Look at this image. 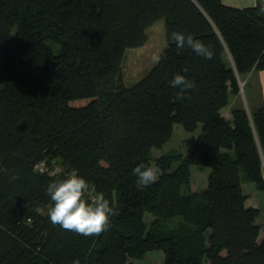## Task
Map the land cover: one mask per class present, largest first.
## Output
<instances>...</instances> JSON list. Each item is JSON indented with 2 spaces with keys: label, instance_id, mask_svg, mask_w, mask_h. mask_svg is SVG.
Wrapping results in <instances>:
<instances>
[{
  "label": "trees",
  "instance_id": "trees-1",
  "mask_svg": "<svg viewBox=\"0 0 264 264\" xmlns=\"http://www.w3.org/2000/svg\"><path fill=\"white\" fill-rule=\"evenodd\" d=\"M161 19L162 58L128 87L125 53ZM174 31L213 58L177 49ZM253 70L264 71L262 2L0 0V264H135L154 251L163 264H264V224L242 187L246 179L264 192V108L252 117L237 108L232 122L221 112ZM176 74L195 82L182 99L169 83ZM175 124L202 132L186 141V157L160 158L158 180L139 187L133 169L151 166ZM53 160L109 200L106 231L83 236L50 222L47 187L67 175L35 167ZM191 166L211 168L208 185L183 195ZM146 213L156 216L150 226Z\"/></svg>",
  "mask_w": 264,
  "mask_h": 264
},
{
  "label": "clouds",
  "instance_id": "clouds-1",
  "mask_svg": "<svg viewBox=\"0 0 264 264\" xmlns=\"http://www.w3.org/2000/svg\"><path fill=\"white\" fill-rule=\"evenodd\" d=\"M171 40L175 42L177 49L185 46L191 48L197 55L205 59H212V49L202 41L194 39L191 34L172 32ZM160 55L153 57L154 62L159 63ZM184 72L188 69L184 68ZM173 88H180L176 94L177 99L185 98L186 90L195 87V82L184 75L176 74L169 82ZM133 175L137 177V185L146 187L158 179V169L138 164L133 169ZM52 206L48 209V217L53 225H59L62 229L72 231L83 236L100 235L110 227V217L114 214L110 202L103 193H98L89 199L90 184L76 171L71 172L66 178L53 181L47 187ZM72 264H80L76 259Z\"/></svg>",
  "mask_w": 264,
  "mask_h": 264
},
{
  "label": "rangeland",
  "instance_id": "rangeland-1",
  "mask_svg": "<svg viewBox=\"0 0 264 264\" xmlns=\"http://www.w3.org/2000/svg\"><path fill=\"white\" fill-rule=\"evenodd\" d=\"M148 40L147 43L141 48H130L127 49L125 53L124 63H123V78L124 82L128 87L133 86L138 81H140L155 65L153 57L160 55L162 51L167 46L166 41V27L165 20L161 19L155 23L148 30ZM18 69H23L18 65ZM25 70V69H23ZM37 71H40L39 69ZM202 132V125H199L197 130L192 133H188L184 130L181 124L174 125V133L172 138L161 148H154L152 150L151 167L158 169V178L161 175V169L158 166V160L167 155L181 156L182 158L187 155L186 141L193 136L197 137ZM40 164V165H39ZM180 164V161L175 160L172 163V170ZM35 170L41 174H46L48 176H60L69 175L71 171L62 165L58 160H53L51 164L47 162H40L36 165ZM211 173L210 167H199L191 166V182L190 187H183L182 194H188L190 189L191 192H203L208 185V177ZM158 180V179H157ZM243 191L247 195L248 203L255 206V208L260 210V215L257 222L264 224V192L259 190L254 183H250L244 179L243 181ZM95 188L90 186L89 199L96 195ZM155 217L151 213L145 214V221L150 226L155 220ZM176 220H168L164 222L166 226H174ZM175 227V226H174ZM164 254L161 251H154L147 254L143 259L133 260L135 264H163ZM201 264H210L207 259H203Z\"/></svg>",
  "mask_w": 264,
  "mask_h": 264
},
{
  "label": "crops",
  "instance_id": "crops-1",
  "mask_svg": "<svg viewBox=\"0 0 264 264\" xmlns=\"http://www.w3.org/2000/svg\"><path fill=\"white\" fill-rule=\"evenodd\" d=\"M222 2L229 7L244 9L253 7L259 2L264 3V0H222ZM227 59L230 63H233L230 55H227ZM239 85L240 92L237 94L231 93L229 105L221 111L223 116L230 122L233 121V111L237 108L246 109L250 117L259 108H264V71L253 70L249 74L239 77ZM248 201L247 199V206L255 208Z\"/></svg>",
  "mask_w": 264,
  "mask_h": 264
},
{
  "label": "built area",
  "instance_id": "built-area-1",
  "mask_svg": "<svg viewBox=\"0 0 264 264\" xmlns=\"http://www.w3.org/2000/svg\"><path fill=\"white\" fill-rule=\"evenodd\" d=\"M40 165V164H39ZM263 169H264V165H263Z\"/></svg>",
  "mask_w": 264,
  "mask_h": 264
}]
</instances>
